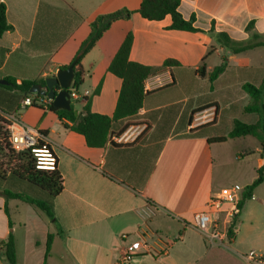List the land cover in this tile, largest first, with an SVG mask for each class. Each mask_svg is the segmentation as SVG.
<instances>
[{
  "label": "crops",
  "instance_id": "obj_1",
  "mask_svg": "<svg viewBox=\"0 0 264 264\" xmlns=\"http://www.w3.org/2000/svg\"><path fill=\"white\" fill-rule=\"evenodd\" d=\"M142 1L0 0L11 27L0 39V81L45 87L48 78L72 64L98 16L136 11ZM179 11L186 20L194 18L201 31L170 30V16L148 21L136 13L114 23L83 58L78 92L88 96L72 105L81 113L83 100L93 97L92 113L108 117L115 114L122 88L108 69L129 33L134 35L131 62L150 68L179 63L147 80L142 109L118 121L103 148H90L83 135L65 129L48 110L49 99L32 94L34 105L25 107L27 98L15 103L11 97L19 92L0 89V127L17 117L37 130L57 157L64 187L53 202L54 220L0 191V244L13 235L15 264H248L244 257L251 251L264 260V182L236 222L237 204L222 205L217 219L233 229V239L223 245L207 244L194 218L223 189L241 186L239 202L264 167L259 142L257 147L250 136L209 142L226 137L235 121H259V114L245 112L250 97L243 85H262L264 65L239 62L241 53L219 45L216 36L259 45L249 51L264 53V0H181ZM223 64L226 69L212 83L210 75ZM238 86L245 96L237 95ZM148 204L157 214L146 224L137 212ZM49 235L54 238L46 257ZM143 239L150 251L123 263L127 248ZM0 264H10L1 251Z\"/></svg>",
  "mask_w": 264,
  "mask_h": 264
},
{
  "label": "trees",
  "instance_id": "obj_2",
  "mask_svg": "<svg viewBox=\"0 0 264 264\" xmlns=\"http://www.w3.org/2000/svg\"><path fill=\"white\" fill-rule=\"evenodd\" d=\"M181 0H143L140 7L136 11L122 9L113 13L98 16L90 25L91 32L89 37L81 45L75 59L74 72L75 78L73 88L79 90L83 85L84 71L81 66L83 58L95 47L97 42L118 22L129 20L133 14H139L142 18L148 21H162L170 16L172 24L170 30L184 32H200L194 26L195 19L186 20L179 8ZM11 30L7 23L6 9L0 7V39L2 35ZM250 27L248 28V31ZM217 43L225 49L237 55L249 50H252L259 45H250L234 42L227 34L216 36ZM134 42L133 33H129L118 52L110 63L109 72L122 80V88L115 114L113 117L94 114L91 111L93 97L85 98L83 110L79 115H76V107L72 105L71 111H64L54 108L50 102L47 104L49 111L55 113L62 122L65 129L73 131L85 137L86 143L90 148L105 147L111 136V131L118 121H122L133 116H136L143 107V102L148 93L145 91V82L152 76L161 73L164 69L179 65L178 62L168 60L161 68H150L138 63L131 62L129 56ZM64 67L63 69H67ZM226 69V64L217 67L210 75V81L213 83ZM205 71L204 65L201 66L199 73ZM8 86H1L0 89H5L10 92H19L11 96L15 103L24 101L32 95L31 88L35 85L33 82L24 81L17 84L14 80H7ZM45 86V83H43ZM100 86L96 90L95 95L100 93ZM243 90L250 97V103L245 108L246 113L259 114V121L255 124H246L241 121H235L233 130L226 136L220 138L209 139L210 143H223L228 139L253 137L261 147L262 155L264 156V81L262 85L256 87L253 84L246 83L243 85ZM41 95H37V100H44ZM81 116H84L81 119ZM3 124V120H0ZM9 124L0 127V160L6 161V164L0 163V191L7 200L15 199L34 206L36 209L43 212L49 219L54 220L53 212L54 200L63 192V177L58 167L54 171L39 170L36 168V159L31 150L16 153L8 140ZM46 136L45 133H43ZM43 146V142L40 143ZM257 180L243 193L241 200L237 204V217L242 211L245 202L251 199L253 191L264 182V167L258 172ZM9 216L7 208H5ZM10 225L11 222L9 221ZM235 227V226H234ZM62 232V230H60ZM232 228L229 235H232ZM53 235L48 236L46 257L50 254L53 243ZM0 251L4 253L10 264L16 263L15 242L12 234L6 241L1 242Z\"/></svg>",
  "mask_w": 264,
  "mask_h": 264
},
{
  "label": "built area",
  "instance_id": "obj_3",
  "mask_svg": "<svg viewBox=\"0 0 264 264\" xmlns=\"http://www.w3.org/2000/svg\"><path fill=\"white\" fill-rule=\"evenodd\" d=\"M149 87L150 83L146 81L145 91L150 89ZM68 91L71 96V102L80 99V96H88V93L80 95L78 90L73 88V85ZM48 102L50 103L52 101L49 100ZM23 104L25 107H31L34 105V102L30 98H27ZM8 140L11 148L16 153L31 150L36 159L37 169L54 171L58 167L56 155L52 149L42 141L40 133L33 128L23 125L17 117H12L9 124ZM41 142H43V146H40ZM242 192L243 188L239 185L223 189L219 195L211 198L207 202L203 211L195 214V228L210 246L223 245L225 240L233 239V234L229 235L231 228L222 227L217 219V214L220 212L225 202H230L234 205L238 204L239 196ZM137 214L140 219L147 224L156 216L157 209L148 204L139 209ZM230 219L232 221L233 216ZM127 237L126 234L123 235L124 239ZM150 249L151 247L144 239L134 242L124 252L122 262H130L134 257L139 256L145 251H150ZM244 258L248 264H264V260H262L255 251H251Z\"/></svg>",
  "mask_w": 264,
  "mask_h": 264
},
{
  "label": "water",
  "instance_id": "obj_4",
  "mask_svg": "<svg viewBox=\"0 0 264 264\" xmlns=\"http://www.w3.org/2000/svg\"><path fill=\"white\" fill-rule=\"evenodd\" d=\"M75 78L74 63L67 69L58 70L57 74L48 78L45 81V87L41 85H34L31 88V93L35 95H41L44 98L52 101L54 108L64 111L72 110L71 96L69 89L73 85ZM0 85H8L5 81H0ZM79 115L78 111L75 112ZM84 116H81L83 119Z\"/></svg>",
  "mask_w": 264,
  "mask_h": 264
},
{
  "label": "rangeland",
  "instance_id": "obj_5",
  "mask_svg": "<svg viewBox=\"0 0 264 264\" xmlns=\"http://www.w3.org/2000/svg\"><path fill=\"white\" fill-rule=\"evenodd\" d=\"M228 53H225V55H227ZM238 61L239 62H242V63H248V64H251L252 66H263L264 65V53L262 51H246V52H243L241 53L239 56H238ZM235 92L237 93V95L239 94V96H245V93L244 91L242 90L241 86H238V88L235 90ZM76 104V103H74ZM220 132L223 134L225 131L220 128ZM252 142H256L257 143V140L254 139L253 137L251 138ZM240 149H242L241 147H243L242 144H240ZM244 147H246V145H244ZM257 147H258V143H257ZM260 147V145H259ZM256 159H258V155H256L255 157ZM0 163L2 164H6V161H4L3 159L0 160ZM263 190H264V187H263ZM43 216L46 217V215L43 213ZM48 218V217H47Z\"/></svg>",
  "mask_w": 264,
  "mask_h": 264
}]
</instances>
